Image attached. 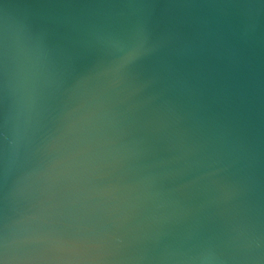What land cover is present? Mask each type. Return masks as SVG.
<instances>
[{
    "label": "water",
    "instance_id": "1",
    "mask_svg": "<svg viewBox=\"0 0 264 264\" xmlns=\"http://www.w3.org/2000/svg\"><path fill=\"white\" fill-rule=\"evenodd\" d=\"M5 264H264V0H0Z\"/></svg>",
    "mask_w": 264,
    "mask_h": 264
},
{
    "label": "snow or ice",
    "instance_id": "2",
    "mask_svg": "<svg viewBox=\"0 0 264 264\" xmlns=\"http://www.w3.org/2000/svg\"><path fill=\"white\" fill-rule=\"evenodd\" d=\"M0 264H5V260L0 259Z\"/></svg>",
    "mask_w": 264,
    "mask_h": 264
}]
</instances>
